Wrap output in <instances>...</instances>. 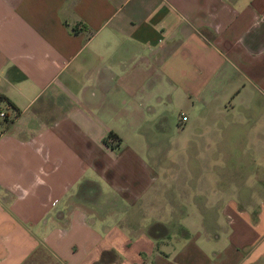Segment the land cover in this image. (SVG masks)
I'll return each instance as SVG.
<instances>
[{
    "label": "crops",
    "instance_id": "0c3cea01",
    "mask_svg": "<svg viewBox=\"0 0 264 264\" xmlns=\"http://www.w3.org/2000/svg\"><path fill=\"white\" fill-rule=\"evenodd\" d=\"M0 96V264H264V0H0Z\"/></svg>",
    "mask_w": 264,
    "mask_h": 264
},
{
    "label": "rangeland",
    "instance_id": "374dc122",
    "mask_svg": "<svg viewBox=\"0 0 264 264\" xmlns=\"http://www.w3.org/2000/svg\"><path fill=\"white\" fill-rule=\"evenodd\" d=\"M246 142H244L243 140H238V139H230V140H226L224 142H220L221 145H223V148L225 149L226 155L225 156H220V155H213L212 157H200V161L199 163L196 164V166H203L205 167L206 165H214L216 168L218 166H221L222 162L225 164L226 168L230 169V176H229V180L231 182L232 187L236 185V187L238 186V184H242V182L244 181V178H240L239 177V173H238V167L241 166L242 167V163L245 162L247 160V166H248V172H247V176H248V182L250 178H252L256 173L259 172V169L261 168V161L259 158H257L253 153L251 154H247V155H243L242 152L244 150V145ZM184 144L186 145V150L187 151H193V152H198V151H203L205 150L203 148L204 144L202 142L199 143L198 147H193L192 143L190 142H184ZM175 146L177 147V143H175L174 141L169 142V145L165 148V149H160L158 151H163L162 153H164L165 151L167 152L168 150L170 151H174ZM215 147V146H214ZM194 157L191 158L189 157L190 160H194ZM160 161L162 162V164H164L167 167L170 168H175V166L177 165V162L175 160V158L173 156H165V154L160 155L159 157ZM194 165V163H193ZM182 193V202H184V204L182 206H174V208H182L184 211L188 210V205L185 204L186 200H187V196L185 195V193H188L189 190H179ZM248 192L249 189L248 188H242V189H231V193H236L238 194V192ZM171 190L167 191V194L171 193ZM169 197V196H167ZM174 196L170 197V200L173 199ZM169 199V198H168ZM154 207H158L157 205H155ZM163 208L165 209H169V205H164ZM174 212V211H173ZM178 214L180 215V213L177 214H172L171 216H178Z\"/></svg>",
    "mask_w": 264,
    "mask_h": 264
},
{
    "label": "trees",
    "instance_id": "16d2710c",
    "mask_svg": "<svg viewBox=\"0 0 264 264\" xmlns=\"http://www.w3.org/2000/svg\"><path fill=\"white\" fill-rule=\"evenodd\" d=\"M2 98V96H0V99ZM108 140L111 142L113 141L115 144L119 143L120 140L119 138L116 136V134H114L113 132H108L105 136V138H103V143L108 144Z\"/></svg>",
    "mask_w": 264,
    "mask_h": 264
},
{
    "label": "built area",
    "instance_id": "2783aa9c",
    "mask_svg": "<svg viewBox=\"0 0 264 264\" xmlns=\"http://www.w3.org/2000/svg\"><path fill=\"white\" fill-rule=\"evenodd\" d=\"M7 118L5 112L3 110L0 111V119L5 120ZM181 121H185L187 117L185 115L181 116Z\"/></svg>",
    "mask_w": 264,
    "mask_h": 264
}]
</instances>
